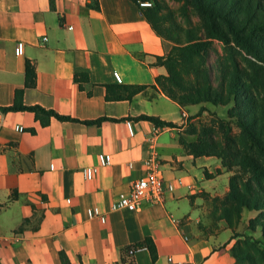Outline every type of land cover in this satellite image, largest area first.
Listing matches in <instances>:
<instances>
[{"label":"crops","instance_id":"crops-1","mask_svg":"<svg viewBox=\"0 0 264 264\" xmlns=\"http://www.w3.org/2000/svg\"><path fill=\"white\" fill-rule=\"evenodd\" d=\"M171 48L132 0H0V264H64L60 252L66 264H117L129 245L139 246L138 264H235L236 238L212 214L231 174L220 158L193 156L178 141L187 115L206 103L180 106L156 85L171 74ZM27 61L35 69L31 87ZM16 90L24 105L75 120L42 125L31 111H2ZM144 116L176 127L162 126L150 142L156 125ZM152 148L174 190L136 210H110L143 175ZM99 153L110 154V164L84 178ZM92 207L103 222L88 218Z\"/></svg>","mask_w":264,"mask_h":264},{"label":"trees","instance_id":"trees-1","mask_svg":"<svg viewBox=\"0 0 264 264\" xmlns=\"http://www.w3.org/2000/svg\"><path fill=\"white\" fill-rule=\"evenodd\" d=\"M132 1L137 4L138 0ZM180 1L181 9L191 10L198 20L197 25L178 28L183 41L167 36L159 27L158 22L164 19L158 13L159 6L140 7V13L156 34L172 43L165 58V62L174 64L171 74L158 76L156 85L180 106L202 103L228 106L226 118L216 117L199 127L188 123L182 133H177L178 141L193 156L220 158L222 166L232 172L226 194L213 198V210L219 212L217 218L227 223L236 238L232 247L234 263L264 264V0ZM213 42L222 45L223 54L217 55L211 65ZM212 69L217 72L216 85ZM34 83L35 69L27 61L25 85L31 87ZM21 96L22 90H16L13 104L1 110L31 111L42 125L48 124L51 117L75 120L39 105H24ZM143 118L156 126L176 127L153 116ZM102 120L84 122L99 124ZM232 126L237 129L234 133ZM187 135L195 138L189 139ZM243 210L256 213L248 221V230L258 231L260 238L235 232ZM145 243L154 258L153 241L147 238ZM60 257L66 264L63 252Z\"/></svg>","mask_w":264,"mask_h":264},{"label":"built area","instance_id":"built-area-1","mask_svg":"<svg viewBox=\"0 0 264 264\" xmlns=\"http://www.w3.org/2000/svg\"><path fill=\"white\" fill-rule=\"evenodd\" d=\"M137 4L139 7H149L151 2L147 0H138ZM24 44L22 41H18L15 45V54L21 55L23 53ZM113 78L117 83L122 82L121 75L118 71L112 72ZM182 116H186L182 113ZM127 129L132 135V123L131 121L126 122ZM16 130L23 131L22 126H16ZM162 126H156L153 133L147 137V140L153 142L156 135L163 129ZM111 162V156L107 153H99L97 155V165L88 166L83 169V176L86 179H91L92 176L97 172L98 166H107ZM144 173L141 177L134 180L129 190L118 193L116 199L110 204V210H136L140 206L142 200H149L150 202H160L163 195L166 192L173 191L175 183L165 180L160 174V161L158 159L157 152L152 148L149 156L142 161ZM177 183H181L180 180ZM88 218H98L102 222L105 220V216L101 213L98 207L88 208L86 210ZM139 246L129 245L125 248L123 258L117 264H138L135 258V254L138 251ZM170 259H168L169 261ZM152 264H158L154 261Z\"/></svg>","mask_w":264,"mask_h":264},{"label":"rangeland","instance_id":"rangeland-1","mask_svg":"<svg viewBox=\"0 0 264 264\" xmlns=\"http://www.w3.org/2000/svg\"><path fill=\"white\" fill-rule=\"evenodd\" d=\"M151 2V6L149 7H155L156 5L159 6V14L164 17L162 21L158 22V25L160 28L164 29V32L167 36L180 39V41L184 40L183 33L178 28H186L189 26L197 25L198 20L197 17L193 14V12L190 10L188 12H184L181 9L182 2L180 0H147ZM145 8V7H144ZM178 27L176 28V26ZM214 51L212 50L210 52V58L209 63L211 65L215 64V60L217 58V55H222V45L219 42H213ZM174 64L172 63L173 68ZM212 79L214 85H216L215 76H217L216 69H212L211 71ZM201 107H204L205 110H201ZM193 114H188L185 125L187 127L188 123H192L199 127L200 123H207L209 124L212 119L219 117V118H226L227 117V109L228 106H213L211 103H206L203 105H200ZM192 117V118H190ZM185 127V129H186ZM233 127V133L237 131L236 127ZM183 132V131H182ZM189 139H194L195 136H186ZM230 172V171H229ZM232 174V172H230ZM213 208H214V202H213ZM213 218H215L218 215V211L213 210ZM256 215L253 211H247L243 210L242 212V218L239 224L235 227V232L242 233L245 235H250L252 237L260 238V233L257 232H251L248 230V221L250 218H253ZM212 217V216H211ZM240 239V238H239ZM263 264V263H262Z\"/></svg>","mask_w":264,"mask_h":264}]
</instances>
